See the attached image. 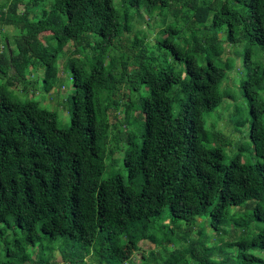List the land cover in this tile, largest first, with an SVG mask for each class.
<instances>
[{"label":"trees","instance_id":"trees-1","mask_svg":"<svg viewBox=\"0 0 264 264\" xmlns=\"http://www.w3.org/2000/svg\"><path fill=\"white\" fill-rule=\"evenodd\" d=\"M262 53L264 0H2L0 264H264Z\"/></svg>","mask_w":264,"mask_h":264},{"label":"rangeland","instance_id":"rangeland-1","mask_svg":"<svg viewBox=\"0 0 264 264\" xmlns=\"http://www.w3.org/2000/svg\"><path fill=\"white\" fill-rule=\"evenodd\" d=\"M1 1L2 0H0V2ZM6 32L9 33V34H13L14 30H13L12 27H9ZM259 57H261L262 60H264V54L263 53H262V55H259ZM241 63L243 65V61H241ZM241 63H239L238 66H236V69H235L236 72H234L235 74L237 73L238 68L241 66ZM235 74L232 75V78H234L233 84L235 85V87L234 86L233 87L235 88V93L234 94H235V97H236V102L234 104H236L238 107L241 108V114L243 115L244 119H248V118L250 119V106H248L244 102V100L241 99V96L239 94L240 90H239V88H237L240 85L241 76H236ZM73 88L74 87H73L72 83L70 82L66 89L70 90V92H71L73 90ZM39 94H40V92H38L37 95H36L37 99L39 98ZM65 97H66L65 94H62V96L58 100L55 99L56 100V102H55L56 104H54L55 105V109H57V112L59 114V125L62 128H68L69 125H70V117L68 116L67 112L63 109V102L62 101L64 100ZM48 102L49 101L47 100L46 103H48ZM230 110L232 111L233 109L231 108ZM209 121H211V119H209ZM246 122H249V121H246ZM219 125H220V123H219ZM243 131H244V134L241 135V136H238L237 139L234 141V143L230 145V147L228 146V144H224V143L222 144V146L225 147V162L227 164L231 161L233 156L240 151L239 147L242 145V143H244V142L249 140L248 137H249V133H250V123H248L247 126L243 128ZM245 137H246V139H245ZM244 156H245L244 159H246L247 161H250V162L257 160L256 156H254L251 153H249V151L248 152H244ZM122 166H123L122 163L119 164L117 167H115L113 169L112 172H118V171H122L123 172L124 169H123ZM110 175H111V171L107 168L105 170L104 174H103V178H106V177H108ZM204 220H207L208 224L210 223L209 218H204ZM198 223H199L198 225H200V224L202 225L203 221L198 220ZM147 245L149 247H152L149 244H147ZM145 247H147V246L145 245ZM257 254L260 255V253H257ZM141 260H142L141 259V255L137 254L136 255V261L140 262Z\"/></svg>","mask_w":264,"mask_h":264}]
</instances>
